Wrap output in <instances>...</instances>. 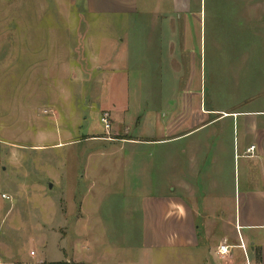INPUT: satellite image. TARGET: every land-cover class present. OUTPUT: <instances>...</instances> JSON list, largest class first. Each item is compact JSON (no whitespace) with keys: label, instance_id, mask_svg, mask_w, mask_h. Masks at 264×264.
I'll list each match as a JSON object with an SVG mask.
<instances>
[{"label":"rangeland","instance_id":"1","mask_svg":"<svg viewBox=\"0 0 264 264\" xmlns=\"http://www.w3.org/2000/svg\"><path fill=\"white\" fill-rule=\"evenodd\" d=\"M172 1L133 0L129 15L88 13L83 0H0V264H48L64 258L61 249L83 255L95 244L118 258L112 262L177 264L175 250L146 248L142 234V199L161 195L159 147L127 142L153 137L147 119L175 108L190 71L198 110H264V0H179L177 13ZM157 6L164 10L159 27L150 14ZM166 35L186 41L176 75L158 50ZM113 65L129 72L127 90L116 92L129 109H118L119 129L103 108L115 94L108 91ZM219 133L233 148L229 120L202 129L200 147ZM133 151L150 154L139 157L154 164L151 186H134ZM80 212L86 237H63L61 222Z\"/></svg>","mask_w":264,"mask_h":264},{"label":"crops","instance_id":"2","mask_svg":"<svg viewBox=\"0 0 264 264\" xmlns=\"http://www.w3.org/2000/svg\"><path fill=\"white\" fill-rule=\"evenodd\" d=\"M83 2L88 13L130 15L136 11L133 0ZM180 7L179 0L172 1L173 12L177 13ZM163 12L159 6L150 11L156 27H159ZM166 24L169 29L172 23L168 19ZM185 42V38L178 35L161 36L158 42V50L170 58L169 65L175 75L180 72L178 58L182 54L181 44ZM113 67L108 91L115 94L110 92L112 100L108 104L103 102V108L112 111L116 119L119 118L118 109L125 114L129 112L127 105L116 98L118 89L127 90L129 72L125 69L117 71L118 67ZM193 76V71H190L189 81L192 82L175 99L173 110L147 119L145 124L152 125L153 137H131L127 142L131 146L159 147L155 177L159 180L161 195L156 199H142L141 202L145 247L160 248L165 253L175 250L177 264H238L241 258L239 252L246 260L245 264H264V110L225 113L202 111L200 108L199 111L197 106H201V94H197L199 89L192 85ZM224 120L232 123L233 148L225 147L223 133L212 137L207 135L208 147L201 148V130ZM139 121L137 118L135 128L142 124ZM119 125L122 122L116 119L114 126L119 129ZM192 137L191 144L176 151L166 147ZM250 147H254L251 156L246 152ZM133 152L131 156L138 157L129 161L132 172H137L133 174L136 178L132 181L134 186L144 187L146 182H150L151 186L154 176L151 167L154 164L148 165V160L141 161L139 155L143 153ZM144 156L149 158L150 154ZM68 224H60L67 228L63 237L71 233L73 237L83 239L89 232V223L82 212ZM239 242L244 245L245 251L240 249ZM93 246L85 245L83 255L72 249H61L64 258L48 264H132L126 257L112 262L115 255L107 253L108 248H98L97 244ZM220 246H227L229 254L219 255Z\"/></svg>","mask_w":264,"mask_h":264},{"label":"built area","instance_id":"3","mask_svg":"<svg viewBox=\"0 0 264 264\" xmlns=\"http://www.w3.org/2000/svg\"><path fill=\"white\" fill-rule=\"evenodd\" d=\"M101 124L103 125L104 129H108L109 128V116L108 113H104L100 119ZM254 151V147H250L249 149H247V154L248 155H252ZM240 249H242L243 251H245V247L244 245L240 242ZM218 253L219 255H221L222 257L225 255L229 254V249L227 246H220L218 249Z\"/></svg>","mask_w":264,"mask_h":264},{"label":"trees","instance_id":"4","mask_svg":"<svg viewBox=\"0 0 264 264\" xmlns=\"http://www.w3.org/2000/svg\"><path fill=\"white\" fill-rule=\"evenodd\" d=\"M63 264H67V263H63Z\"/></svg>","mask_w":264,"mask_h":264},{"label":"water","instance_id":"5","mask_svg":"<svg viewBox=\"0 0 264 264\" xmlns=\"http://www.w3.org/2000/svg\"><path fill=\"white\" fill-rule=\"evenodd\" d=\"M51 188V186L49 187V189Z\"/></svg>","mask_w":264,"mask_h":264}]
</instances>
